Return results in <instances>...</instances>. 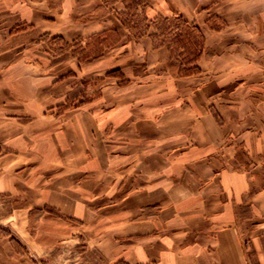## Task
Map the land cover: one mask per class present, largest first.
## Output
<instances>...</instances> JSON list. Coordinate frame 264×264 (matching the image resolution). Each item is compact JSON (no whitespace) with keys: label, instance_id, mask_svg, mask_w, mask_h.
Instances as JSON below:
<instances>
[{"label":"crops","instance_id":"1","mask_svg":"<svg viewBox=\"0 0 264 264\" xmlns=\"http://www.w3.org/2000/svg\"><path fill=\"white\" fill-rule=\"evenodd\" d=\"M131 3L0 0V264H264V0Z\"/></svg>","mask_w":264,"mask_h":264},{"label":"rangeland","instance_id":"2","mask_svg":"<svg viewBox=\"0 0 264 264\" xmlns=\"http://www.w3.org/2000/svg\"><path fill=\"white\" fill-rule=\"evenodd\" d=\"M131 1L134 3L136 0H130V17L127 19V21L136 26L138 28L139 33H142V30L146 24L145 20L142 17H137L135 13V5H133ZM159 26L161 29L163 27L162 30H164L167 34H165V32H161L160 36L157 37V41L158 43L168 42L170 44L172 52L171 56L173 58L174 63L179 64L182 60L191 58L196 50L199 51L200 46L198 44V41H200V39H198V35L195 36L194 34L191 36L188 43L190 42L192 44V47L189 48V46L187 45V51L184 50L185 47H181L179 49V47L176 45V42L173 41L174 34H182L186 29L185 25L182 24L180 17L171 21L169 26H165L164 22L160 21ZM111 39L113 41V39L115 40V37H112ZM51 42L54 51L59 50L58 55L63 54V58L69 55V53H65V50H67V46H65L64 43L59 41ZM64 46L65 49L63 48ZM82 46L83 45L78 44V48L75 49V51L80 52L82 54H86L84 53L86 49ZM186 55L187 57L184 58V56ZM20 251L22 250L20 249ZM50 253L51 254L48 256L46 261L43 260L41 264H107L99 252L89 249L86 243H84L83 241L80 243H75L73 241H65L64 243L55 244L52 246Z\"/></svg>","mask_w":264,"mask_h":264},{"label":"trees","instance_id":"3","mask_svg":"<svg viewBox=\"0 0 264 264\" xmlns=\"http://www.w3.org/2000/svg\"><path fill=\"white\" fill-rule=\"evenodd\" d=\"M144 1H146V0H144ZM180 20H181V22H182L183 25H186L185 24V21L182 18H180ZM170 22H171L170 20H165L164 21L165 26L169 25ZM162 29H163V27H162ZM194 34H195V36L197 35L196 28H189L188 26H186V29L184 30V32L182 34H174L173 41L176 42V45L178 47H184L182 44L184 42H186L187 40H189L191 38V36L194 35ZM199 37L200 36H198V39H200V41H198V44H199V46H202V39L199 38ZM196 51L193 54V56L191 57L192 63H195L196 60L200 56L199 51L198 50H196ZM190 71L191 70H188L187 72H190ZM117 264H125V263L124 262H119Z\"/></svg>","mask_w":264,"mask_h":264}]
</instances>
